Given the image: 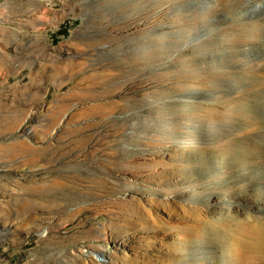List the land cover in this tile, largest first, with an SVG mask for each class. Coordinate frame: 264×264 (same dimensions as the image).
Returning a JSON list of instances; mask_svg holds the SVG:
<instances>
[{
    "label": "rangeland",
    "instance_id": "rangeland-1",
    "mask_svg": "<svg viewBox=\"0 0 264 264\" xmlns=\"http://www.w3.org/2000/svg\"><path fill=\"white\" fill-rule=\"evenodd\" d=\"M220 2L0 0V264H224L253 246L263 189L228 180L259 97L231 88Z\"/></svg>",
    "mask_w": 264,
    "mask_h": 264
},
{
    "label": "bare ground",
    "instance_id": "bare-ground-1",
    "mask_svg": "<svg viewBox=\"0 0 264 264\" xmlns=\"http://www.w3.org/2000/svg\"><path fill=\"white\" fill-rule=\"evenodd\" d=\"M220 4L229 7L226 12L235 18L233 38H224L222 42V54L238 68L230 80L234 85L231 88L235 89L237 97L242 98L240 94L259 97L249 118L238 119L237 132L251 131L252 136L243 146L234 148L231 158L237 170L230 172L228 181L236 188L258 186L263 189L259 201L249 206L262 215L255 216L254 223L244 232L249 242L254 240L253 246L249 249L248 244L249 250L239 245L226 247L224 264H264V0H221ZM223 21L225 23L227 17ZM224 165L223 160L219 167Z\"/></svg>",
    "mask_w": 264,
    "mask_h": 264
}]
</instances>
